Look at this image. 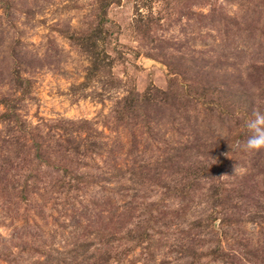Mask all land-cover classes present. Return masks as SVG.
<instances>
[{"label":"rangeland","instance_id":"374dc122","mask_svg":"<svg viewBox=\"0 0 264 264\" xmlns=\"http://www.w3.org/2000/svg\"><path fill=\"white\" fill-rule=\"evenodd\" d=\"M264 0H0V264H264Z\"/></svg>","mask_w":264,"mask_h":264},{"label":"clouds","instance_id":"9594fccd","mask_svg":"<svg viewBox=\"0 0 264 264\" xmlns=\"http://www.w3.org/2000/svg\"><path fill=\"white\" fill-rule=\"evenodd\" d=\"M247 128L250 130V134L246 141H237L236 146L248 151L264 149V112L255 111L247 123Z\"/></svg>","mask_w":264,"mask_h":264}]
</instances>
